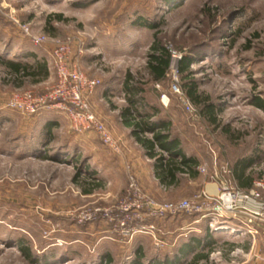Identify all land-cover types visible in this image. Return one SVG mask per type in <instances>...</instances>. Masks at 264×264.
I'll list each match as a JSON object with an SVG mask.
<instances>
[{
	"label": "rangeland",
	"instance_id": "rangeland-1",
	"mask_svg": "<svg viewBox=\"0 0 264 264\" xmlns=\"http://www.w3.org/2000/svg\"><path fill=\"white\" fill-rule=\"evenodd\" d=\"M181 3L169 10L162 0H0V58L48 66V75L16 77L0 65V264H32L17 246L20 239L30 243L40 264L51 257L52 264H98L107 255L113 264H128L140 249L143 264H165L189 238L205 235L210 246L199 253L209 252V259L200 264H264V223L255 224L254 239L228 230L211 233L203 223L200 235L182 232L178 218L158 223V243L146 232L123 237L106 217L133 200L132 184L145 199L165 204L192 198L214 179L239 190L232 166L240 158L255 160L256 183L264 177V112L253 104L264 100V0ZM139 19L159 24L163 43L173 50L170 78L149 85L161 93L159 98L149 93L150 102L160 109L159 119L171 122L186 155L201 162L200 178L183 175L169 191L156 186L153 163L127 141L120 121L128 106L127 74L148 82L155 31L137 26ZM63 47L67 54L60 52ZM59 52L67 69L77 64L88 79L102 83L86 102L119 152L95 133L77 131L67 110L51 108L57 92L68 100L73 95L70 82L58 77ZM192 53L203 54L191 78L218 106L216 125L188 99L187 81L177 73L183 56ZM104 94L109 98L102 101ZM83 213L93 220L80 223ZM185 219V224L196 220Z\"/></svg>",
	"mask_w": 264,
	"mask_h": 264
},
{
	"label": "trees",
	"instance_id": "trees-1",
	"mask_svg": "<svg viewBox=\"0 0 264 264\" xmlns=\"http://www.w3.org/2000/svg\"><path fill=\"white\" fill-rule=\"evenodd\" d=\"M163 4L169 8L179 7L182 0H162ZM81 5V4H80ZM148 20V19H147ZM137 26L148 27L155 31L153 42L150 46V52L146 64V76L148 82L136 78L133 74L128 73L124 83L123 92L125 94L127 107L122 110L121 119L126 128L132 129V136L135 141L145 150L146 155L155 161L158 177L162 182L168 184L179 183L183 175L196 179L200 175L201 162L197 158L188 157L181 147V141L178 137H174L171 131V122L159 119L160 109L150 102L149 93H154L158 98L160 92L156 88H148L149 85H159L166 83L170 78L173 62V50L163 43L161 34L158 31L159 24H150L146 20H136ZM183 56L178 64V74H180L186 85L184 86L188 99L199 108L201 115L206 116L213 125L217 124L218 106L209 98L203 97L198 92V83L191 78L192 67L198 63L203 54H195ZM34 57V55H33ZM0 65L3 66L10 75L16 77H34L36 71L48 75V66L46 63L36 61L29 64L22 61L0 58ZM253 104L264 112V100L255 99ZM254 159H237L232 166L233 179L238 183L241 191H250L255 188L257 179L255 173L251 171ZM263 180V175L259 176ZM185 218L179 219V221ZM208 235L195 236L194 241L191 238L186 241L182 248L176 249L172 262L165 264H177L179 259L186 258L194 254L192 260L188 264H200L207 262L208 253H199L200 248L208 245ZM191 239V240H190ZM17 246L22 252L23 257L32 264H40L41 259L37 258L32 246L26 239H20ZM208 245L207 247H209ZM235 245H232L234 248ZM209 248V251H212ZM133 263L143 264L145 254L140 249ZM169 258L168 254L163 258ZM52 258V257H51ZM50 258V259H51ZM49 258L44 260V264H52ZM53 259V258H52ZM153 260V259H152ZM98 264H113V258L107 255L98 260ZM162 264V263H156Z\"/></svg>",
	"mask_w": 264,
	"mask_h": 264
},
{
	"label": "built area",
	"instance_id": "built-area-1",
	"mask_svg": "<svg viewBox=\"0 0 264 264\" xmlns=\"http://www.w3.org/2000/svg\"><path fill=\"white\" fill-rule=\"evenodd\" d=\"M37 41L40 43L39 40ZM60 52L67 54V49L63 47ZM60 52L57 59L58 77L70 82L69 86L73 87V95L68 100L65 93L57 92L58 94L56 93L50 100V103H53L51 108L67 110L74 118L77 131L93 132L105 147L119 152L116 140L109 128L98 120L86 102L102 83L99 80L88 79L77 64H74L72 69H67L69 65ZM174 89L179 93L177 86H174ZM38 103L43 106L47 105L45 99L39 100ZM10 108H17V105L12 103ZM131 189L134 190L133 200L126 199L116 213L112 212L109 216L106 214L109 218L108 222L117 230H121L122 236L126 238L146 232L160 243L158 223L178 218H195V224H206L211 233L228 230L237 238L252 236L256 239L255 235L258 233L255 224L264 223V194L262 192L264 179L256 183L255 189L248 192L235 190L223 182L215 192L203 189L190 199L165 204H157L145 199L136 184H132ZM92 220L93 216L89 213H83L79 219L80 223Z\"/></svg>",
	"mask_w": 264,
	"mask_h": 264
},
{
	"label": "crops",
	"instance_id": "crops-1",
	"mask_svg": "<svg viewBox=\"0 0 264 264\" xmlns=\"http://www.w3.org/2000/svg\"><path fill=\"white\" fill-rule=\"evenodd\" d=\"M107 98H109L107 94H104L103 96L101 95V100L102 101L106 100ZM120 121H122V119H120ZM111 129H112V131L114 133L117 130L116 128H111ZM122 129L124 130V134L125 133L127 134V138H128L127 141L128 140H131V141H133V143H135V145L139 146L142 149V151L145 153L146 158L149 159L148 161H150V162L153 163L152 164V176L151 177L154 180V183L156 184V186L160 187L164 191H169L171 189L177 188L178 185H179V183L168 184V183H166V182L164 183V182H162L160 180V178L158 177V174H157L158 172L156 171L155 161L152 160V159H150L146 155L145 150L135 141V139L132 136V129H130V128H122ZM123 139H125V138L123 137ZM198 178H200V175L196 179H198ZM190 179H193V178H190ZM196 179H194V180H196ZM222 183H223V181H221V180L219 181V179L218 180H215L214 179L212 182H210L207 185H205L204 186V189H208V190H210L212 192H215L221 186ZM178 221H179V219H178ZM194 221L195 220H193V222H190L189 224H185L184 223V220H181V222H179V230L183 232L185 230H191V229H193L194 233H197V234L200 235L202 233V231L198 227H199V225L201 226V224H195ZM204 225H206V224H204ZM193 226H195V228H193ZM184 237L186 238L187 235H184Z\"/></svg>",
	"mask_w": 264,
	"mask_h": 264
},
{
	"label": "bare ground",
	"instance_id": "bare-ground-1",
	"mask_svg": "<svg viewBox=\"0 0 264 264\" xmlns=\"http://www.w3.org/2000/svg\"><path fill=\"white\" fill-rule=\"evenodd\" d=\"M223 231H226V230H223ZM233 234V233H232Z\"/></svg>",
	"mask_w": 264,
	"mask_h": 264
}]
</instances>
